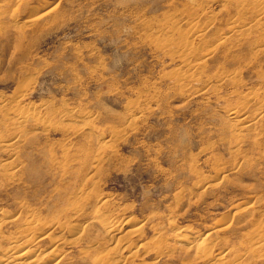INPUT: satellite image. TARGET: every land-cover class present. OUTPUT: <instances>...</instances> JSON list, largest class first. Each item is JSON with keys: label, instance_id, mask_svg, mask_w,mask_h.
Here are the masks:
<instances>
[{"label": "rangeland", "instance_id": "obj_1", "mask_svg": "<svg viewBox=\"0 0 264 264\" xmlns=\"http://www.w3.org/2000/svg\"><path fill=\"white\" fill-rule=\"evenodd\" d=\"M260 1L0 0V257L264 264Z\"/></svg>", "mask_w": 264, "mask_h": 264}, {"label": "bare ground", "instance_id": "obj_2", "mask_svg": "<svg viewBox=\"0 0 264 264\" xmlns=\"http://www.w3.org/2000/svg\"><path fill=\"white\" fill-rule=\"evenodd\" d=\"M243 1V0H242ZM261 2V1H260ZM259 2V4L258 5H260L261 3H263V2H261L260 3ZM247 3V2H246ZM240 4H241V2H240ZM255 4V3H254ZM264 6V5H263ZM256 7V6H255ZM261 7H262V5H261ZM262 9V8H261ZM264 10V9H263ZM260 21V20H259ZM239 28V27H238ZM237 29V28H236ZM240 29V28H239ZM20 105V104H19ZM21 106V105H20ZM15 108L16 109H14V110H18L17 109V107L15 106ZM20 108V107H19ZM34 114V113H33ZM231 115L233 116V118H236V119H238L239 117H240V115H241V112L240 111H235L234 113H232L231 112ZM17 116H22V118H19V120H21V119H27V120H33L35 117H34V115H33V118H32V115L31 114H19V115H17ZM17 116H16V118H17ZM236 119H234V120H236ZM22 121V120H21ZM15 122H18V121H15ZM30 122H33L34 123V120L33 121H30ZM18 123H20V121L18 122ZM23 123V122H22ZM21 123V124H22ZM242 124V121H240L239 120V122H238V124H235V125H238L237 126V128L239 129V130H241V127H239L240 125ZM22 126H24V125H22ZM19 127H20V125H19ZM235 128V127H234ZM243 128V127H242ZM244 131V130H243ZM241 133H242V131H241ZM13 140H11L10 142L11 143H13V142H15V141H13ZM10 145V147H11V144H9ZM4 147V146H3ZM6 147H8V146H6ZM64 152V151H63ZM14 156V155H13ZM102 206H108V201L106 200V199H102ZM75 207V206H74ZM77 207V206H76ZM80 208V207H79ZM81 209V208H80ZM75 210H78V208L77 209H75ZM72 211L74 212V210L72 209ZM79 211V210H78ZM76 214H77V211H76ZM79 214V213H78ZM0 218H3V219H6V221H9L10 219H9V217H7V216H5V214H1L0 215ZM37 218V217H36ZM36 218H35V216H31V218H30V220H28L27 222H26V228H25V234L27 233V234H29V236H31L32 235V237L31 238H27L28 240L25 242L24 240V242L25 243H21L20 241H21V239L20 240H18L19 238H21V237H19L18 239H14V240H12L11 242H10V248H9V250L6 252V253H4V257H0V264H41V263H43V257L45 256V254H44V256L41 254V253H39V254H36L35 253V251L33 252L32 251V248L34 247V246H31V244L32 243H34V242H36L37 240H47L48 238L50 239H52V237H51V235H52V233H49V231L48 232H46L45 234H43L41 237H37V232L38 231H40V230H42L43 228H40V226H39V228H38V223L40 222H38L37 220H36ZM39 220V219H38ZM100 221L103 223V222H105V223H107V225H110L109 226V229H108V231L106 232V234L108 235V236H111L112 238H115L119 233H118V226H117V223L115 222V220L111 217V216H109V215H100ZM12 222H14V221H10V223H12ZM9 223V222H8ZM132 223V220L130 219V221H129V224H131ZM2 224V223H1ZM2 226V225H1ZM70 226V227H69ZM55 227V226H54ZM57 227H58V225H57ZM60 228H61V226H60ZM73 228H75V226L74 225H68V227H66V228H64L63 227V229H62V232H64L65 230H68L69 232V235H70V233H71V235L73 234L72 232H74L73 230ZM1 229V228H0ZM58 229V228H57ZM77 229H78V227H77ZM76 231V230H75ZM180 231V230H179ZM139 232V230L138 229H133L132 231H130V234L131 235H134V234H136V233H138ZM75 233V232H74ZM181 232H178L177 234L179 235ZM22 234V233H21ZM37 234V235H36ZM127 235H129V234H127ZM130 236V235H129ZM17 237V236H16ZM178 237V236H177ZM24 238H25V236H24ZM23 238V239H24ZM75 238V237H74ZM183 238V237H182ZM181 240V239H180ZM184 240V239H183ZM22 241V242H23ZM54 241H55V243H54ZM66 240H64V239H62L61 240V238H57V240H52L51 242L52 243H54L52 246H54L48 253L45 251V253H47V257H50L49 259H51V257H53L54 259H55V257H57V251H58V249H60V246L64 243H66L65 242ZM68 242V241H67ZM69 243V245L71 244V246H75L76 244H78V239H74L73 241L71 240V242L69 241L68 242ZM67 243V244H68ZM63 244V245H64ZM199 245H200V247L202 246V248L204 247V246H207V245H209L208 244V242H207V238H202V240H200V243H199ZM119 246V245H118ZM122 247H124V246H122ZM131 247V246H130ZM206 248H208V246L206 247ZM43 249V248H42ZM129 249V247H126V248H121V250H122V252H121V255H124L127 251H130V250H128ZM257 249V248H256ZM39 250V249H38ZM41 250V249H40ZM117 250H118V247H117ZM202 250V249H201ZM116 251V250H115ZM205 251V250H204ZM257 251H258V249H257ZM36 252H38L37 250H36ZM41 252V251H40ZM44 252V251H43ZM59 252V251H58ZM110 252V251H109ZM201 252V251H200ZM111 253H112V251H111ZM111 253H107L104 257H102L99 261H96L95 263H102V262H104V260L105 259H109V260H111L112 261V263L111 264H117V259H113L114 257L113 256H115L116 258H118L117 257V252H114L113 254L114 255H111ZM203 253H206V251L205 252H203ZM258 253V252H257ZM59 255V254H58ZM208 254H206V255H204V256H206L207 258H210L209 256H207ZM60 257V256H59ZM100 257V256H99ZM113 257V258H112ZM56 260H57V258H56ZM220 264H226L225 263V259H224V257H222V258H220V259H218L217 260ZM57 263V262H56ZM55 263V264H56ZM53 264H54V262H53ZM58 264V263H57Z\"/></svg>", "mask_w": 264, "mask_h": 264}]
</instances>
